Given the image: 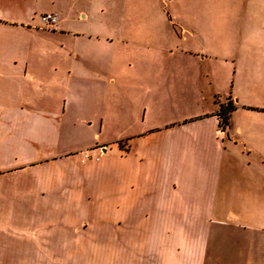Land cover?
Segmentation results:
<instances>
[{
    "label": "crops",
    "instance_id": "1",
    "mask_svg": "<svg viewBox=\"0 0 264 264\" xmlns=\"http://www.w3.org/2000/svg\"><path fill=\"white\" fill-rule=\"evenodd\" d=\"M83 4L0 0V264H264V169L225 146L211 81L194 114L110 146L75 134L93 120L73 111L106 78L81 56ZM199 4L195 29H223L225 58L239 60L245 117L264 118V0ZM47 12L53 25L39 19ZM255 141L237 143L255 152ZM224 220H235L229 232Z\"/></svg>",
    "mask_w": 264,
    "mask_h": 264
},
{
    "label": "rangeland",
    "instance_id": "2",
    "mask_svg": "<svg viewBox=\"0 0 264 264\" xmlns=\"http://www.w3.org/2000/svg\"><path fill=\"white\" fill-rule=\"evenodd\" d=\"M84 1L86 17L74 24L88 35L81 37V56L87 58L84 65L88 71L102 67L106 78L98 85L95 97L88 93L86 111H73L80 121L86 117L93 120L90 125L81 122L75 127L80 132L75 134L84 142L110 146L118 133L194 114L204 106L201 93H206L211 81L217 99L224 102L230 95L235 104L223 130L225 146L241 153L239 165L264 169V118L245 117L240 102L250 96L245 87L240 88L239 60L225 58L224 30L212 33L195 29L199 0ZM108 77L113 84L106 83ZM100 118L103 122L99 126ZM244 123L255 125L247 135L257 139L254 147L258 151L250 152L252 146L245 143L250 138ZM239 139L245 141L244 147L237 143ZM255 214H264V207H258ZM234 221L224 220L216 226L221 232H229ZM233 237L236 243L242 241L240 233Z\"/></svg>",
    "mask_w": 264,
    "mask_h": 264
},
{
    "label": "trees",
    "instance_id": "3",
    "mask_svg": "<svg viewBox=\"0 0 264 264\" xmlns=\"http://www.w3.org/2000/svg\"><path fill=\"white\" fill-rule=\"evenodd\" d=\"M234 109L235 105L229 96L224 99V102L218 104L215 115L217 116L218 126L221 130H224L228 125L230 114Z\"/></svg>",
    "mask_w": 264,
    "mask_h": 264
},
{
    "label": "built area",
    "instance_id": "4",
    "mask_svg": "<svg viewBox=\"0 0 264 264\" xmlns=\"http://www.w3.org/2000/svg\"><path fill=\"white\" fill-rule=\"evenodd\" d=\"M39 19L45 25H53L56 21V15L52 12L43 13L39 16Z\"/></svg>",
    "mask_w": 264,
    "mask_h": 264
}]
</instances>
